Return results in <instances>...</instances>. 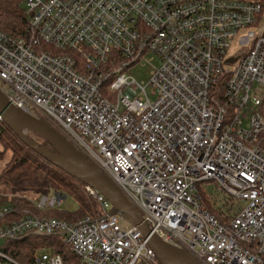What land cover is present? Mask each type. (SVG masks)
<instances>
[{
	"label": "built area",
	"instance_id": "built-area-1",
	"mask_svg": "<svg viewBox=\"0 0 264 264\" xmlns=\"http://www.w3.org/2000/svg\"><path fill=\"white\" fill-rule=\"evenodd\" d=\"M26 10V38L0 32L11 102L102 171L165 244L201 264H264V1L26 0ZM152 54L155 102L129 74ZM205 182L246 203L226 225L201 205ZM86 190L99 207L76 224L46 216L64 192L0 194V264H22L2 246L31 237L62 239L82 264H161ZM32 264L65 263L44 249Z\"/></svg>",
	"mask_w": 264,
	"mask_h": 264
},
{
	"label": "trees",
	"instance_id": "trees-1",
	"mask_svg": "<svg viewBox=\"0 0 264 264\" xmlns=\"http://www.w3.org/2000/svg\"><path fill=\"white\" fill-rule=\"evenodd\" d=\"M244 1L263 2L264 0ZM29 25L30 17L26 10V0H0V32L13 39H23L28 36ZM29 137L40 147L54 151L42 137L34 134H30ZM0 147L4 152L1 156L7 152L11 153V158L0 175L1 181L12 186L11 194L23 193L38 197L64 192L68 196H73L79 203V210L76 213L53 211L46 215L71 224H76L97 213L99 204L87 192L85 184L55 167L26 146L3 120H0ZM200 194L201 205L221 224L226 225L230 218L236 215V211L232 207H226V203L221 208L217 207V202L212 200L203 189L200 190ZM28 239L21 242H6L2 249L22 264H32L38 254L37 248L41 247H47L46 249H52L55 254L61 255L65 264H82L60 238L43 239L42 242L38 240L39 238H34V244H24Z\"/></svg>",
	"mask_w": 264,
	"mask_h": 264
},
{
	"label": "water",
	"instance_id": "water-1",
	"mask_svg": "<svg viewBox=\"0 0 264 264\" xmlns=\"http://www.w3.org/2000/svg\"><path fill=\"white\" fill-rule=\"evenodd\" d=\"M0 120H3L35 153L69 176L101 193L111 203L114 215H119L130 225L138 228L143 238L148 240L149 247L155 251L161 264H201L187 252L175 249L165 244L156 235H152V229L148 223L144 222L142 214L102 171L77 151L45 120L14 105L1 87ZM30 134L42 137L54 151L37 145L29 137Z\"/></svg>",
	"mask_w": 264,
	"mask_h": 264
},
{
	"label": "rangeland",
	"instance_id": "rangeland-1",
	"mask_svg": "<svg viewBox=\"0 0 264 264\" xmlns=\"http://www.w3.org/2000/svg\"><path fill=\"white\" fill-rule=\"evenodd\" d=\"M248 30L249 29L241 30L239 37L247 33ZM239 49H240V44H239V41L236 40L233 43V50H234L233 53H236L237 51H239ZM231 53L232 51L230 52L228 58L232 55ZM146 60L149 62V64L145 62L140 63L139 65L135 66L129 72V74L135 81H137L141 85L143 84L144 87H146V92L150 100L152 102H155L157 99V96L155 95L153 88L150 85L151 72L153 70L152 67H159L161 64V61L159 60L158 57H156L153 54L147 56ZM230 68H234V65H230ZM142 99H144V97H142ZM3 153H4L3 149L0 147V175L3 173L4 169L7 166V163L9 162L11 158L10 152H7L3 156H1V154ZM199 189L200 190L203 189L212 200L216 201L217 207L219 208H221L223 204L226 203L227 204L226 207L228 208L232 207L234 211L238 212L240 209L244 208L246 205L245 202H240L239 199L234 198L231 195H229L227 192L222 191V188L216 182H205V183L199 184ZM11 191H12V186L7 185L6 183L0 180V194L9 195L11 194ZM78 210H79V203L77 202V200L73 196H68L67 200L63 203L61 207L58 208L57 211H60L66 214H70V213L73 214V213H76ZM120 225L122 226V228H130V224L126 220H123L122 218L120 219ZM34 238L35 237L33 238L31 237L24 244L26 245L34 244L35 243ZM38 240L42 242L43 238H39ZM46 248L47 247L37 248V253L42 252Z\"/></svg>",
	"mask_w": 264,
	"mask_h": 264
}]
</instances>
